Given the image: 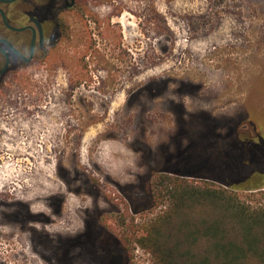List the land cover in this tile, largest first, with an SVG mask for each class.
Returning a JSON list of instances; mask_svg holds the SVG:
<instances>
[{
  "label": "rangeland",
  "instance_id": "1",
  "mask_svg": "<svg viewBox=\"0 0 264 264\" xmlns=\"http://www.w3.org/2000/svg\"><path fill=\"white\" fill-rule=\"evenodd\" d=\"M117 1L135 14L125 8L121 16L112 17L99 44L107 61L99 69L110 85L107 95L114 88L120 91L130 75L118 58L121 30L126 47L132 50L133 42H139L142 56L154 64L140 69L142 76L186 77L199 88L184 102L183 146L176 148L171 142L179 132L159 131L170 129L174 120L164 111L163 101L143 99L148 106L160 103L142 114L144 135L124 131L123 143L103 141L97 147L96 134L112 124L126 100L125 92L114 97L105 116L95 111L69 121L64 96L71 68L59 67L54 88H48L49 108L42 116L30 106L36 99L30 91L35 94L38 86L37 69L31 70L27 79L13 84L12 118L6 125L0 109V264H127V257L129 264H156L137 241L167 202L153 199L155 175L150 179L147 175L178 167L177 156L184 147L202 163H235L237 173L232 177L243 179L252 173L254 181L264 177V0ZM106 3L96 11L101 19L111 11ZM127 81L133 85V79ZM95 119L99 125L86 130ZM230 121L236 122V131L221 126ZM74 135L80 140L76 163L70 157L74 147L65 149L63 143ZM227 170L219 167L221 178ZM236 194L251 205L264 204V192L239 189ZM58 199H63L59 206ZM57 208L60 214L52 217L51 224L25 222L28 213L49 217ZM115 209L122 212L116 214ZM99 213L103 214L98 219ZM70 236L78 237L76 244L69 243Z\"/></svg>",
  "mask_w": 264,
  "mask_h": 264
},
{
  "label": "flooded vegetation",
  "instance_id": "2",
  "mask_svg": "<svg viewBox=\"0 0 264 264\" xmlns=\"http://www.w3.org/2000/svg\"><path fill=\"white\" fill-rule=\"evenodd\" d=\"M108 1L106 3L104 0H0V109L5 115L4 124L11 121V119L8 122L6 120L9 119V116L12 118L14 83L20 82L24 78L27 79L30 71L37 69V92L33 94L30 91L36 99L30 102V106L39 109V112L44 116L51 101L48 88L51 86L54 88L53 83L56 82L54 74L57 71L55 69L68 65L71 71L65 79L68 92L64 96V100L69 121H74L73 117L77 114H90L95 111L99 116H105L113 104L114 97L125 92L126 100L116 111V118L112 124L102 127L103 130L101 129L96 134L97 147L103 141L123 143L125 141L124 131L131 134L140 132L142 136L144 135L146 127L142 125V114L152 111L155 106H160V103L148 106L142 103L143 99H148L151 102L163 101L161 104L166 108L163 110L170 113L174 120L170 129L159 131L179 132L178 135L171 138V142L176 148L182 147L183 139L186 136L184 132L187 130V108L184 102L190 94L198 91L199 88L189 83L186 77L161 75L148 78L142 76L140 69H148L154 64L142 56L144 53L141 54L139 42H133L132 50L126 47L127 38L121 30H119L120 35L116 41V47L120 54L118 58L121 62L126 63L127 72L130 75L121 82L120 91L114 88L113 93L107 95L110 85L105 76L100 75L102 71L99 70L101 66L107 65V61L104 59V53L99 49V44L103 40L104 33H107L112 17L121 16L125 8L135 14L132 8L125 7L117 0ZM104 3L108 4L106 8L111 11L104 19H101L96 11L104 6ZM148 8L150 11L153 10L152 5H149ZM153 14L155 15V11ZM137 18L139 19V17ZM148 19L151 20L152 17L149 15ZM31 73L33 72L31 71ZM141 76L143 79H139ZM31 77L32 75L28 76L29 80ZM128 79H133V85L127 81ZM84 99L87 100L84 101ZM77 106L81 108L76 109ZM120 115H127V118H121ZM98 121L99 119H95V122L92 120L86 130L99 125ZM221 126L228 127L229 131H236L237 125L236 122L230 121ZM70 127L68 126V128ZM66 133L68 132L66 131ZM134 137H130V140H133ZM79 141L78 137L74 135L72 141L65 139L63 142L66 146L65 149L69 146L74 147L70 157L75 163ZM186 141L191 146L192 142L187 138ZM0 151L2 150L0 149ZM136 151L139 150L136 149ZM62 153L65 154L64 151ZM186 155L187 150L184 147L177 156L180 157L182 164L185 163ZM96 170L99 169L96 168ZM164 172L162 170L150 171L147 179L157 174L170 176L172 174L174 176L175 173L180 175L187 173L184 167H181V171ZM226 174H232V171H228ZM135 177L137 176H133V178ZM62 201L63 199H58L57 206ZM23 207L30 211L29 205ZM114 211L116 214L122 212L118 209ZM138 212V210H133L132 213L137 214ZM59 214V208L53 209L49 217L44 215L34 217L28 213L25 222L51 224L52 217L59 216ZM102 214H98V219ZM46 239L60 240L61 237L46 236ZM77 241L78 237H69V243L76 244ZM86 242H92L90 236L86 237ZM118 246L123 253L126 252L121 246V242H118ZM127 264H129L128 257Z\"/></svg>",
  "mask_w": 264,
  "mask_h": 264
},
{
  "label": "trees",
  "instance_id": "3",
  "mask_svg": "<svg viewBox=\"0 0 264 264\" xmlns=\"http://www.w3.org/2000/svg\"><path fill=\"white\" fill-rule=\"evenodd\" d=\"M190 155L187 150L185 163L174 169L184 167L187 173L153 177V199L167 207L146 224L137 242L156 264H264V204L251 205L236 194L239 189L263 193L264 177L221 178L219 167L234 174L236 164L202 163Z\"/></svg>",
  "mask_w": 264,
  "mask_h": 264
}]
</instances>
